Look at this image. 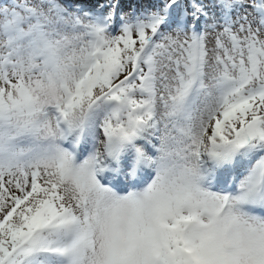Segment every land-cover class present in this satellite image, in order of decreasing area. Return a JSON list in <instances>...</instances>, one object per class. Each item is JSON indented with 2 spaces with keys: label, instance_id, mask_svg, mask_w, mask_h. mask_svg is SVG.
<instances>
[{
  "label": "snow or ice",
  "instance_id": "snow-or-ice-1",
  "mask_svg": "<svg viewBox=\"0 0 264 264\" xmlns=\"http://www.w3.org/2000/svg\"><path fill=\"white\" fill-rule=\"evenodd\" d=\"M0 264H264V0H0Z\"/></svg>",
  "mask_w": 264,
  "mask_h": 264
}]
</instances>
